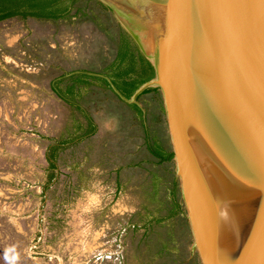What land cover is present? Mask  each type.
Returning a JSON list of instances; mask_svg holds the SVG:
<instances>
[{"label": "rangeland", "instance_id": "rangeland-1", "mask_svg": "<svg viewBox=\"0 0 264 264\" xmlns=\"http://www.w3.org/2000/svg\"><path fill=\"white\" fill-rule=\"evenodd\" d=\"M73 15L0 21V264H202L175 161L148 149L173 150L162 90L126 103L95 83L78 100V74L103 75L116 48Z\"/></svg>", "mask_w": 264, "mask_h": 264}, {"label": "water", "instance_id": "water-1", "mask_svg": "<svg viewBox=\"0 0 264 264\" xmlns=\"http://www.w3.org/2000/svg\"><path fill=\"white\" fill-rule=\"evenodd\" d=\"M99 1L154 67V78L134 95L148 87L163 92L181 200L202 264H218L216 219L192 133L196 128L200 138L209 135L205 121L191 118L194 107L203 110L204 104L221 112L206 144L217 159L212 163L220 165L222 205L243 225V262L264 264V0ZM145 36L152 56L142 45ZM96 76L121 100L135 102L109 77Z\"/></svg>", "mask_w": 264, "mask_h": 264}, {"label": "trees", "instance_id": "trees-1", "mask_svg": "<svg viewBox=\"0 0 264 264\" xmlns=\"http://www.w3.org/2000/svg\"><path fill=\"white\" fill-rule=\"evenodd\" d=\"M77 10L78 17H86L85 19L92 20L100 31L110 37L114 43L116 48L115 57L103 70V75L111 79L112 83L125 98L130 99L142 85L154 78L155 70L140 52L132 37L115 20L111 9L99 0H0V21L12 18H20L22 20L36 19L39 21L69 20L74 17L73 13L77 12ZM75 82L73 81V84L69 86L68 89L70 91L75 89ZM95 83L111 89L110 84L105 78L89 74H78V100L85 94L86 89L89 86L95 85ZM71 100H73V97H71ZM131 107L138 112V119L142 121L141 109L136 104H132ZM85 119L88 125L86 130L83 129L82 124H78V132H83L81 137L88 136L95 130L91 120ZM65 146L66 143H58L52 146L51 154L47 159L53 169L56 168L55 162L58 153ZM148 149L154 157L161 161H171L174 159L173 152L166 153L156 144L148 145ZM157 184V178H154L153 191L146 193V195L150 196L149 200L151 202L156 200ZM173 187L175 194L179 188L177 180H174ZM176 210L185 215L181 202L176 203ZM147 211L156 215L158 210L156 209L151 212L147 209ZM174 214L172 212L170 217Z\"/></svg>", "mask_w": 264, "mask_h": 264}, {"label": "bare ground", "instance_id": "bare-ground-1", "mask_svg": "<svg viewBox=\"0 0 264 264\" xmlns=\"http://www.w3.org/2000/svg\"><path fill=\"white\" fill-rule=\"evenodd\" d=\"M138 25V23H137ZM142 45L148 55L152 56L153 44L148 36L141 37ZM202 102H205L201 99ZM199 99L197 102H201ZM202 105V104H201ZM192 121L200 123L201 121L206 122L207 131L205 133L209 134L207 137L202 135V131H197L196 128H192V133L195 135V140L197 142V148L199 153V164L204 167V179L207 187V191L211 201V209L216 219V227L214 234V248L213 253L217 259L218 264H245L242 259L244 253V245L246 244L243 238V225H236V223L231 218L228 210L224 209L221 201V194L218 193L220 188L217 185V181H220L218 172L220 171V165L218 163H212V159L215 160L213 147H209L208 140L211 138V134L214 133L217 122L221 118V112L219 109H215L213 113L206 104L201 108H195L192 110L191 114ZM194 122V125H195ZM218 138H216V141ZM201 142V143H199ZM210 142V140H209ZM216 162V161H214ZM227 212V218H225L222 213ZM214 231V230H213ZM247 247V245H246ZM246 255V254H244Z\"/></svg>", "mask_w": 264, "mask_h": 264}, {"label": "clouds", "instance_id": "clouds-1", "mask_svg": "<svg viewBox=\"0 0 264 264\" xmlns=\"http://www.w3.org/2000/svg\"><path fill=\"white\" fill-rule=\"evenodd\" d=\"M222 215H223L225 218H227V212L222 213Z\"/></svg>", "mask_w": 264, "mask_h": 264}, {"label": "crops", "instance_id": "crops-1", "mask_svg": "<svg viewBox=\"0 0 264 264\" xmlns=\"http://www.w3.org/2000/svg\"><path fill=\"white\" fill-rule=\"evenodd\" d=\"M92 76V75H91Z\"/></svg>", "mask_w": 264, "mask_h": 264}]
</instances>
